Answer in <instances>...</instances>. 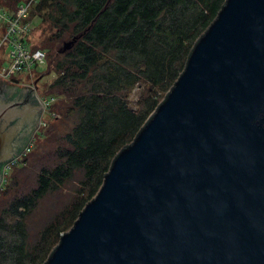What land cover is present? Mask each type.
I'll use <instances>...</instances> for the list:
<instances>
[{
    "label": "water",
    "instance_id": "1",
    "mask_svg": "<svg viewBox=\"0 0 264 264\" xmlns=\"http://www.w3.org/2000/svg\"><path fill=\"white\" fill-rule=\"evenodd\" d=\"M43 112L0 79V187ZM45 264H264V0H227Z\"/></svg>",
    "mask_w": 264,
    "mask_h": 264
},
{
    "label": "trees",
    "instance_id": "2",
    "mask_svg": "<svg viewBox=\"0 0 264 264\" xmlns=\"http://www.w3.org/2000/svg\"><path fill=\"white\" fill-rule=\"evenodd\" d=\"M22 1L0 0V6L15 10ZM226 2L38 0L31 12L40 22L33 49L46 51L48 72L35 79L56 75L42 86L55 101L30 146L26 142L27 150L5 171L0 264L47 262L113 161L174 87ZM137 86L144 91L132 104Z\"/></svg>",
    "mask_w": 264,
    "mask_h": 264
},
{
    "label": "built area",
    "instance_id": "3",
    "mask_svg": "<svg viewBox=\"0 0 264 264\" xmlns=\"http://www.w3.org/2000/svg\"><path fill=\"white\" fill-rule=\"evenodd\" d=\"M37 2L38 0L22 1L15 10L0 6V53L4 47H7V55L0 54V79L23 85L19 76L26 72L30 73V84L32 83L36 88V95L44 108V116L55 98L47 97L40 92L39 87L34 84L36 76L32 75L33 69L46 64V51L33 49L32 33L35 26L30 17ZM17 159L9 163L5 171Z\"/></svg>",
    "mask_w": 264,
    "mask_h": 264
},
{
    "label": "rangeland",
    "instance_id": "4",
    "mask_svg": "<svg viewBox=\"0 0 264 264\" xmlns=\"http://www.w3.org/2000/svg\"><path fill=\"white\" fill-rule=\"evenodd\" d=\"M30 19H31V17H30ZM32 20V19H31ZM33 21V25L36 27L37 25H39L40 24V22L37 20V19H33L32 20ZM41 34H42V32H40L38 35H37V37L35 38V41H36V39H37V41H38V38L41 36ZM7 47H4L2 50H1V55L2 56H6L7 54ZM48 72V66H47V64H43V65H41V67H39L38 69H33V71H32V75H34V76H38L39 74L40 75H44V74H46ZM29 76H30V73H28V72H26V73H23V74H21L20 76H19V79H20V81H21V83L23 84V85H28L29 87H33V84L31 83L30 84V82H31V79L29 78ZM56 78V75L54 74V73H52V74H50V75H45V76H43L42 77V79L40 80V83H39V85H38V87H40L39 88V91L40 92H43V88H42V86H44V85H46V84H50L54 79ZM144 91V88L143 87H140V86H137L132 92H131V101H132V104H136L137 103V101H139V98H140V95L142 94V92ZM44 93V92H43ZM47 118V117H46ZM45 125V123L41 120V124H40V126H39V128H38V130L41 128V126H44ZM37 130V131H38ZM37 131H36V133H37ZM35 133V134H36ZM35 134H34V136H33V138H32V141H33V139H34V137H35ZM32 143V142H31ZM20 158V157H19ZM5 178V177H4Z\"/></svg>",
    "mask_w": 264,
    "mask_h": 264
}]
</instances>
